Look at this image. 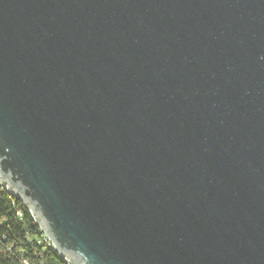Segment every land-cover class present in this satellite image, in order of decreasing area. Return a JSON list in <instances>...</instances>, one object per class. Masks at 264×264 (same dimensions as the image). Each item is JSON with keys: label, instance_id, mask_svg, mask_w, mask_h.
Returning a JSON list of instances; mask_svg holds the SVG:
<instances>
[{"label": "water", "instance_id": "water-1", "mask_svg": "<svg viewBox=\"0 0 264 264\" xmlns=\"http://www.w3.org/2000/svg\"><path fill=\"white\" fill-rule=\"evenodd\" d=\"M0 180L72 264H264V0H0Z\"/></svg>", "mask_w": 264, "mask_h": 264}, {"label": "trees", "instance_id": "trees-1", "mask_svg": "<svg viewBox=\"0 0 264 264\" xmlns=\"http://www.w3.org/2000/svg\"><path fill=\"white\" fill-rule=\"evenodd\" d=\"M0 264H67L22 200L0 184Z\"/></svg>", "mask_w": 264, "mask_h": 264}, {"label": "built area", "instance_id": "built-area-1", "mask_svg": "<svg viewBox=\"0 0 264 264\" xmlns=\"http://www.w3.org/2000/svg\"><path fill=\"white\" fill-rule=\"evenodd\" d=\"M0 184L3 186V187H5L8 191H10L6 186H5V184L0 180ZM11 192V191H10ZM38 225V224H37ZM39 229H40V231H41V228L39 227ZM42 232V231H41ZM43 233V232H42ZM45 233H43V236H44V238L46 239V241H47V244L48 245H50L51 247H52V249L54 250V248H53V246H52V244H51V242H50V240H49V238L46 236L45 237V235H44ZM55 251V250H54ZM60 256V255H59ZM62 258H64V260L66 261V263L67 264H72L66 257H63L62 256Z\"/></svg>", "mask_w": 264, "mask_h": 264}, {"label": "rangeland", "instance_id": "rangeland-1", "mask_svg": "<svg viewBox=\"0 0 264 264\" xmlns=\"http://www.w3.org/2000/svg\"><path fill=\"white\" fill-rule=\"evenodd\" d=\"M36 222V221H35ZM45 235V234H44ZM45 237H46V235H45Z\"/></svg>", "mask_w": 264, "mask_h": 264}]
</instances>
